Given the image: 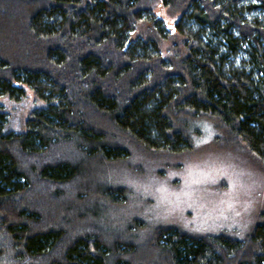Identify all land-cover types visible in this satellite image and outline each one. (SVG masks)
<instances>
[{
	"label": "trees",
	"instance_id": "16d2710c",
	"mask_svg": "<svg viewBox=\"0 0 264 264\" xmlns=\"http://www.w3.org/2000/svg\"><path fill=\"white\" fill-rule=\"evenodd\" d=\"M21 84L44 105L22 132L0 107V264H264V216L139 237L116 177L171 166L200 122L264 165V0H0V96Z\"/></svg>",
	"mask_w": 264,
	"mask_h": 264
},
{
	"label": "rangeland",
	"instance_id": "374dc122",
	"mask_svg": "<svg viewBox=\"0 0 264 264\" xmlns=\"http://www.w3.org/2000/svg\"><path fill=\"white\" fill-rule=\"evenodd\" d=\"M155 10L166 24L176 19L161 4ZM21 85L24 95L20 99L0 96V107L7 114L5 130L24 131L30 111L44 105L33 89ZM199 127L191 151L166 158L171 166L163 168L141 156V173H116L132 190L131 210L147 222L139 237L148 235L155 225H175L198 233L228 231L241 238L256 216H264V165L239 151L214 145L208 123L200 122Z\"/></svg>",
	"mask_w": 264,
	"mask_h": 264
}]
</instances>
